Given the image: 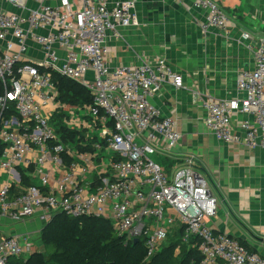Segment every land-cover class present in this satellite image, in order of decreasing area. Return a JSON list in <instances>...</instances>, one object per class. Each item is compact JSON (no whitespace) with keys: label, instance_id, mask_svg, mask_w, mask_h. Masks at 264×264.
Here are the masks:
<instances>
[{"label":"built area","instance_id":"built-area-1","mask_svg":"<svg viewBox=\"0 0 264 264\" xmlns=\"http://www.w3.org/2000/svg\"><path fill=\"white\" fill-rule=\"evenodd\" d=\"M3 1L15 10L0 8V219L44 226L57 213L104 217L125 245L143 240L147 259L178 226L182 241L202 256L200 264H264L263 256L207 221L218 201L196 170V156L187 155L170 173L149 156L182 139L176 119L162 116L151 98L166 82L183 88L185 78L165 57L110 64L109 38L139 24L137 1ZM196 6L207 12L204 31L229 34L217 0ZM29 39L42 58L30 57ZM251 49L254 67L238 72L234 97L203 102L204 121L225 143L264 149V39ZM54 74L80 83L93 101L62 103ZM57 113L75 141L59 132ZM240 114L246 117L235 120ZM1 231L0 264L32 254L29 233Z\"/></svg>","mask_w":264,"mask_h":264},{"label":"crops","instance_id":"crops-1","mask_svg":"<svg viewBox=\"0 0 264 264\" xmlns=\"http://www.w3.org/2000/svg\"><path fill=\"white\" fill-rule=\"evenodd\" d=\"M136 1L139 24L121 28L119 39L109 38V62L137 65L165 57L184 76L183 88L166 82L151 98L162 116L176 119L182 133L173 150L161 147L156 154L167 160L162 166L168 173L187 155L196 156V170L218 201L216 215L207 218L209 224L264 257V149L217 139L205 124L203 107L211 97H234L238 72L254 67L251 47L264 39V0H217L229 19L227 35L218 28L202 29L207 12L196 6L197 0ZM0 8L15 10L3 0ZM244 32L251 38L243 39ZM28 45L30 57L42 58L35 41L29 39ZM245 117L240 114L235 120ZM24 225L26 230L21 232H28L32 244L36 243L42 224L30 220L19 228ZM15 227L0 219L3 235L15 234Z\"/></svg>","mask_w":264,"mask_h":264},{"label":"trees","instance_id":"trees-1","mask_svg":"<svg viewBox=\"0 0 264 264\" xmlns=\"http://www.w3.org/2000/svg\"><path fill=\"white\" fill-rule=\"evenodd\" d=\"M54 76L62 103L82 105L93 101L80 83L60 75ZM61 117L62 114L57 113L55 118L59 132L75 141L76 133L67 132L58 121ZM2 149L0 143V153ZM41 233L44 250L14 258L10 264H200L202 259L197 248L182 241V229L178 226L163 247L149 259L146 258L143 240L125 245L124 237L114 228L113 222L104 217L73 218L57 213L44 225Z\"/></svg>","mask_w":264,"mask_h":264},{"label":"rangeland","instance_id":"rangeland-1","mask_svg":"<svg viewBox=\"0 0 264 264\" xmlns=\"http://www.w3.org/2000/svg\"><path fill=\"white\" fill-rule=\"evenodd\" d=\"M149 156L151 157V159H153L156 163H158V164H160V165H165V162L167 161V160H165L164 159V156H162V154H149ZM2 220H5V219H2ZM7 222H8V225H10V224H16L17 226H18V228H14V230L15 231H17V232H21V231H25L26 230V226L24 225V226H22V228H19V226H20V224H25V222H27V221H25V222H23V223H14V222H12V221H9V220H6ZM41 223V222H40ZM42 224V223H41ZM14 227V226H13ZM44 226H43V224H42V228H43ZM41 231H42V229H41ZM41 231L37 234V239H35L36 240V243H34L33 244V246H34V249L32 250V253L33 252H36V251H40V250H44V246H43V243H42V241H43V239H42V233H41ZM16 232V233H17ZM24 233H26V232H24ZM28 233V232H27ZM32 239V238H31ZM170 243V242H169ZM31 253H28V254H26L25 256H28V255H30Z\"/></svg>","mask_w":264,"mask_h":264},{"label":"water","instance_id":"water-1","mask_svg":"<svg viewBox=\"0 0 264 264\" xmlns=\"http://www.w3.org/2000/svg\"><path fill=\"white\" fill-rule=\"evenodd\" d=\"M135 241L137 242V239Z\"/></svg>","mask_w":264,"mask_h":264}]
</instances>
